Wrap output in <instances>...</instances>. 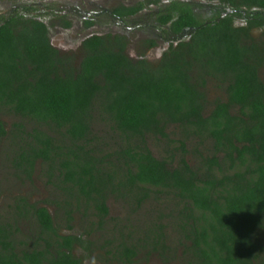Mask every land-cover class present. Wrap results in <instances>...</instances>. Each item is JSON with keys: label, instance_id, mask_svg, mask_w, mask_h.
Here are the masks:
<instances>
[{"label": "trees", "instance_id": "trees-1", "mask_svg": "<svg viewBox=\"0 0 264 264\" xmlns=\"http://www.w3.org/2000/svg\"><path fill=\"white\" fill-rule=\"evenodd\" d=\"M221 1L244 9L245 16L236 17L245 22L228 14L205 25L185 8V26L199 25L194 39L157 68L130 63L100 36L85 40L86 54L75 68L52 46L42 19L12 13L0 25V114L34 125L24 135L22 123L8 130L0 117V139H11L14 170L32 180L43 168L64 203L76 195L103 216L108 197L142 205L157 194L173 195L179 210L169 217L189 264H264V83L258 74L264 0ZM213 79L225 84L227 98L214 99L210 109L203 88ZM97 114L111 121L118 141L99 142ZM169 124L185 134L174 147L181 153L177 162V153L158 157L146 140L166 137ZM190 139L210 145L193 148V165L186 158ZM12 208L11 221L0 223V264H79L71 236L57 233L46 207L18 196ZM28 216L37 236L18 241V224ZM154 227L157 249L166 250V225L148 226L147 237ZM124 251L132 255L134 244Z\"/></svg>", "mask_w": 264, "mask_h": 264}, {"label": "flooded vegetation", "instance_id": "flooded-vegetation-1", "mask_svg": "<svg viewBox=\"0 0 264 264\" xmlns=\"http://www.w3.org/2000/svg\"><path fill=\"white\" fill-rule=\"evenodd\" d=\"M51 3L52 0L38 3L46 8L44 14L52 18L51 23L46 22L43 13L42 16L37 15L34 12L37 9L32 4L18 3L15 8H10L9 14L0 16V25L18 9L35 15L46 23L52 46L64 58L71 47L57 45L52 28H56L57 32L71 35V39H74L72 48L74 54L77 53L78 63H82L86 54L85 40L93 36H100L108 44L112 43L117 49H121L130 63L138 64L139 67L141 63H147L154 68L161 63H172L170 59L174 57L173 51L187 50L199 28V25L185 26L183 17L185 8H189L195 18L205 25L218 21L228 14L235 15L236 23L245 22L244 19L236 17L237 13L245 16L244 9L231 8L221 0H55V6ZM263 71L264 64L258 72L264 83ZM222 88L224 92L219 98L226 99L225 88ZM203 89L206 91V87ZM57 196L54 207L58 208L59 214H54L47 204L39 206L49 210L58 234L71 236V252L79 264H152V259L156 258L158 253L170 251L165 237L166 229L163 237L166 250L157 249L155 227L153 234L148 235L149 237L146 235L148 226L153 228V224L158 221L152 220L140 235L136 234L139 230L131 231L132 233L127 231L125 222L131 220V215L132 219L133 216L136 217L145 203L142 205L129 203L128 207H132L133 210L120 225L125 227L123 230L117 229L116 234L110 236L107 225L111 216L109 201L112 198H107L108 213L103 216L92 202L87 203L84 198L80 199L74 195L69 199L70 204H66L61 190H58ZM68 209L69 214L66 213ZM80 216L84 226L78 230ZM95 232L106 233L99 241L92 236ZM125 244H134L135 251L132 255L124 251ZM26 247L28 245H22L21 248Z\"/></svg>", "mask_w": 264, "mask_h": 264}, {"label": "rangeland", "instance_id": "rangeland-1", "mask_svg": "<svg viewBox=\"0 0 264 264\" xmlns=\"http://www.w3.org/2000/svg\"><path fill=\"white\" fill-rule=\"evenodd\" d=\"M39 2L43 3V0H0V16L9 14L11 11L10 8H15L16 4L18 3H28L36 7L37 10L34 12H36L37 15L42 16L41 13H43L46 22L51 23L52 18L47 14H44L46 8L41 7V5L38 4ZM51 4L55 6V0H52ZM52 31L55 34L54 38L56 39L55 41L57 45L61 47L62 45L71 47L69 48V51L66 52L65 56H67L66 58L69 59V63H72L73 67L78 68L80 63H78L79 60L77 59V53L74 54L72 48L74 39H71V35L68 33L57 32L56 28H52ZM255 34L257 36L261 35L259 31H256ZM224 85L225 84L219 83L216 79L211 80L207 84L206 94L209 101L208 107L210 109L214 99L219 98V96L223 94L224 91L222 87H224ZM104 115L97 114L96 121L94 123V129L97 135L102 137L99 142H103L104 137L106 141L110 142H107L108 144H112L119 140V134L114 131L111 121L106 115ZM0 117L4 121L8 130L12 128L14 123H22L24 125V135L25 130L26 132H30L34 126L31 125L32 121L22 119L20 116H16L13 113L4 112L0 114ZM166 133V137L160 135H149L147 136L146 140L151 151L158 157H166L171 153H177V157L175 158L177 162L181 153L174 147H180L181 142L185 141V134L179 126L174 124L168 125ZM190 140V142H186V148L189 151V153L186 155V158L189 160L190 164L193 165L197 158L193 153L194 151H192L193 148L198 147L200 151H203L204 148L210 147V145L205 144L201 147L197 139ZM11 147V139H0V223L11 221V218L14 216V213L12 212V206L14 205V199L18 196H25L31 202L38 203L39 205L47 204V207L53 210L54 214H59L60 211L58 208H55L56 204L53 202L54 200L58 199V189L54 188L50 184L46 177V171L43 168H37L34 173L35 176L33 175L32 180L27 179L19 171H15L10 162V158L12 156ZM155 195L156 194H154V197ZM109 203L111 204V216L110 221H108L107 230L109 229L110 236H112L116 234L117 229L123 230V227L125 226L121 227L120 225L124 222L127 214L131 213V210L133 209L132 207H128V200H123L121 198L119 199L112 197ZM177 203H179V201L178 199L174 198L173 195H169L168 197V195L165 194H157V199L153 198L152 196L151 199L141 207L136 217L133 216L132 219L131 215V220H127L125 222L127 231L131 232L134 230H139V233H136L137 235H140V232L143 231L145 227L150 225L152 220L153 222H157L159 220L161 223L166 225V239L170 251L158 253L156 258L152 259V264H189V255L184 251L183 240L181 239L180 233L176 229L175 225L172 224L171 218L169 217L170 214L174 215L175 212L179 210V206L176 205ZM175 216L177 217L176 214ZM80 218L78 230L84 226L82 217L80 216ZM21 219L18 224L19 231L16 232L17 240L25 242L28 241L30 237L35 238L37 236V226L31 216H28L27 219ZM105 233L106 232H95L92 234V236L96 237V239L100 241L102 235L104 236Z\"/></svg>", "mask_w": 264, "mask_h": 264}]
</instances>
